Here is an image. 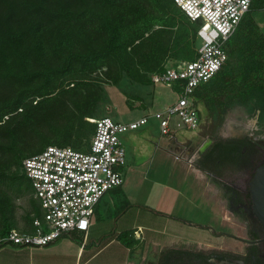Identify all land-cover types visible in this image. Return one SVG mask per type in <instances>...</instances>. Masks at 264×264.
Wrapping results in <instances>:
<instances>
[{"label": "trees", "instance_id": "16d2710c", "mask_svg": "<svg viewBox=\"0 0 264 264\" xmlns=\"http://www.w3.org/2000/svg\"><path fill=\"white\" fill-rule=\"evenodd\" d=\"M263 8L264 0H251L249 13L226 43L225 65L193 94L200 118L197 133L217 145V150L205 152L194 165L219 178L252 168L238 163L240 144L230 145L218 133L235 107L255 99L264 117V36L251 16L252 11ZM197 30L173 0H0V139L9 140L0 143V183H10L12 198H18L23 190L32 195L19 170L25 158L35 155L28 153L32 142L43 136L37 128L53 118L43 103L55 96L59 82L83 81L81 73L92 74L102 68L110 72L116 63L121 73L130 76L132 62H127V56L141 53L140 64L148 71L144 77L153 87L149 74L162 71L165 64L154 70L155 65L145 64L147 60L155 57L157 65L167 53L178 59L176 62L194 60ZM89 124L91 137L94 125ZM61 133L47 140L46 147L82 149L72 143L71 134ZM15 167L14 174L6 175ZM10 200L0 192V235L15 229L8 224ZM35 204V214L24 230L41 215ZM132 234L123 232L116 238L131 247L136 243ZM208 255L166 249L159 253L156 264H208Z\"/></svg>", "mask_w": 264, "mask_h": 264}, {"label": "rangeland", "instance_id": "374dc122", "mask_svg": "<svg viewBox=\"0 0 264 264\" xmlns=\"http://www.w3.org/2000/svg\"><path fill=\"white\" fill-rule=\"evenodd\" d=\"M127 57V62H132L130 76L124 72L121 73L120 64L116 63L110 72L107 68H102L92 74L81 73L83 81L77 78L64 81L62 84L59 82L60 86L57 84L52 95L55 96L43 103L46 109L50 110L49 113L53 115V118L48 121L49 124L37 128L43 136L35 138L36 140L32 142L33 148L28 154L39 153L46 147L47 140L62 136L61 132L71 134L72 143L86 151L91 138L89 133L91 126L87 119L94 122L95 119L108 117L114 122L127 123L138 120L144 115L151 116L176 100V94L166 87L160 84L150 87L147 83L144 73L148 71L144 70L140 64L143 60L141 53ZM177 60L171 53H167L157 65L155 57L147 60L145 64L155 65L154 70H156L164 64ZM108 73L110 76L105 75ZM80 83H85L86 86H80ZM67 89L73 91H62ZM228 115L229 119L235 117L237 122L228 130L221 127L218 133L221 139L232 138L237 133H242V127L247 128V122L252 123L253 117H256L257 126L264 134V117L261 118L257 99L246 106L235 107ZM245 115L247 118L244 117ZM3 120L6 121V117ZM174 138L176 141L161 138L158 123L153 118L148 120L145 127L121 137L125 150V177L122 186L125 198L120 196V201L126 198L137 201L143 208H146L143 212L147 215H162L198 226L213 225L217 231L228 229L230 231L231 228L228 227L231 224L227 223V225L223 221L222 213H220L219 222L212 223L208 207L195 195V192L189 189L188 183L183 182L184 174L180 166L183 164L187 166L195 160L198 151L209 140H203L197 132L188 131H180L175 134ZM0 143L8 144L9 140L2 138ZM257 144L262 149L264 148V141L257 142ZM165 153L169 157H165ZM16 169L17 167L13 168L6 175L11 176ZM0 192L11 198L10 207L7 210L10 227L19 230L28 228L29 221L35 214L36 205L31 193L23 190L18 198H12L13 189L8 181L0 183ZM184 197H188L190 201L184 200ZM111 199L117 200V197L112 194ZM104 206L102 209H105ZM116 207L120 210L122 204H117ZM149 226L154 230V233H149L154 240L151 248L158 249L164 246L167 240H173L174 244L177 243L176 238L168 235L172 232L171 229L164 227L163 223L155 225L151 223ZM1 227L2 216L0 215V229ZM188 239L201 242L212 240L210 235L204 231L196 233L195 236L187 235ZM188 243V241H183L179 247L184 248ZM217 247L236 251L239 249V244L228 239H220Z\"/></svg>", "mask_w": 264, "mask_h": 264}, {"label": "built area", "instance_id": "2783aa9c", "mask_svg": "<svg viewBox=\"0 0 264 264\" xmlns=\"http://www.w3.org/2000/svg\"><path fill=\"white\" fill-rule=\"evenodd\" d=\"M175 7L198 26L195 58L167 63L162 71L149 74L152 85H162L176 94V100L138 120L114 122L95 119L86 151L48 146L22 161L20 174L30 184L40 217L28 230L11 229L0 235L3 247H45L65 235L87 234L99 202L123 183L125 150L121 137L137 131L153 118L161 138L176 141L180 131L197 132L198 110L193 100L196 88L209 82L225 65L226 43L250 11L251 0H173ZM247 122L249 136L264 141L256 117Z\"/></svg>", "mask_w": 264, "mask_h": 264}, {"label": "crops", "instance_id": "0c3cea01", "mask_svg": "<svg viewBox=\"0 0 264 264\" xmlns=\"http://www.w3.org/2000/svg\"><path fill=\"white\" fill-rule=\"evenodd\" d=\"M251 16L264 36V8L252 11ZM244 117L247 118V115ZM236 122L235 117L230 118L223 129L232 128ZM165 157L169 156L165 153ZM194 163L195 160H192L189 165L180 166L184 174L183 182L188 183L189 189L195 192V195L208 207L212 223L217 224L221 219L220 213L224 205L219 198L223 181L197 169ZM124 177L123 170V179ZM122 186L99 202L86 235L83 233L65 235L45 247H3L0 249V264H156L159 253L166 249L195 251L219 249L217 247L219 239H215L213 235V232L219 231L215 230L213 225L198 226L167 216L147 215L143 212L146 208L137 201L127 200V198L120 201V196L125 198ZM112 194L117 197V200L111 199ZM184 200L190 201L188 197H184ZM117 204H122L120 210L117 209ZM128 204L130 206H127ZM102 206L105 209H102ZM227 219L228 215L223 214V221L226 224L229 223ZM151 223L154 225L163 223L164 227L170 228L174 234L171 232L168 235L176 238L177 243L167 240L164 246L158 249L151 248V243L154 241L149 235L154 233L149 226ZM200 231L209 234L212 240L208 242L187 240V235L195 236ZM123 232H132V239L136 243L126 247L119 242L116 237ZM183 241L189 243L184 248L179 247Z\"/></svg>", "mask_w": 264, "mask_h": 264}, {"label": "flooded vegetation", "instance_id": "af4514ba", "mask_svg": "<svg viewBox=\"0 0 264 264\" xmlns=\"http://www.w3.org/2000/svg\"><path fill=\"white\" fill-rule=\"evenodd\" d=\"M228 120L229 118L226 117L222 128L226 126ZM242 128V133H237L232 138L222 139L227 140L230 145L235 142L240 144L241 152L238 157V163L246 169L247 167H252L251 170L247 169L236 173L228 172L221 178L211 174L223 181L219 190V198L224 204L221 213L228 215L227 221L231 224L228 227L231 228L230 231L228 229L213 232L214 238L236 242L239 244V249L236 251L220 248L200 250L209 254L208 264H264V229L254 215L252 199L248 190V184L253 177L252 174L264 164V148L262 149L257 144V141L249 136L246 127L243 126ZM215 150H217V145L214 141L209 140L198 151L195 161L205 152H213ZM185 250L198 252L189 249Z\"/></svg>", "mask_w": 264, "mask_h": 264}, {"label": "water", "instance_id": "95a60500", "mask_svg": "<svg viewBox=\"0 0 264 264\" xmlns=\"http://www.w3.org/2000/svg\"><path fill=\"white\" fill-rule=\"evenodd\" d=\"M248 190L254 215L264 229V164L255 170L248 184Z\"/></svg>", "mask_w": 264, "mask_h": 264}]
</instances>
